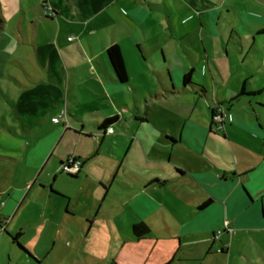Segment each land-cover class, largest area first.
<instances>
[{
  "label": "crops",
  "instance_id": "0c3cea01",
  "mask_svg": "<svg viewBox=\"0 0 264 264\" xmlns=\"http://www.w3.org/2000/svg\"><path fill=\"white\" fill-rule=\"evenodd\" d=\"M142 1L160 8L148 0H132L134 5L128 10L124 9V0L43 1L41 9L45 18L52 21L63 17L65 12H72L71 22L79 27L78 34L83 32L89 37L102 30L104 25L106 28L121 26L113 16L114 12L120 13L121 10L125 15V22L133 31L121 32L120 38L112 35L110 42L105 43L103 48L104 57L98 58L95 53L91 56V61H96L104 78H99L101 75L94 67L87 68L90 73L99 76L97 87L91 91L93 98L107 97L108 92L124 88L135 82L134 78L142 77L144 70L148 68L147 51L154 48L159 51L160 66L157 71H153L159 90L152 99H164L167 109L163 111V115H157L156 106L149 108L147 105L145 116L134 117L133 120L129 116L122 122L116 115L92 113L96 118L101 117L94 121V134L83 135L89 140L88 149L83 151L68 149L55 155L50 148L55 143L57 145L64 134L43 136L48 147L40 151L30 150L28 156L30 155L32 172L38 171L43 178L40 181V192L43 194L49 189L48 200L52 199V194L60 195L52 190V181L57 177L61 162L70 156L82 161L81 171L86 162L96 158L99 153L107 156L111 152L109 147L113 141L120 145L125 143L128 151L126 138L129 135L146 134L138 140L149 142L154 152L153 161L149 162L148 167L139 165L136 168L142 174L140 177L118 179L122 192L117 206L110 213L101 212V216L107 217V221L118 225V228L103 230L106 240L97 239L93 235L92 224L88 225L87 219L82 223L84 218L89 217L86 213L77 219L73 213H59L57 208L47 206L40 212L39 229L26 236L23 225H19V229L14 232L17 219L28 205L23 200L19 202L22 189H31V181L24 183L23 187H9L0 191L7 195L5 200L0 198V221L5 227L0 239L4 237L9 241L0 247V264H237L231 260L232 244L236 238L252 245L246 250L241 247L239 264H257V261L264 260V121L256 117L254 109V104L260 105L256 96L262 94L264 89L261 85L255 86L251 80L254 72L264 64V60L257 62L259 58L251 53L253 48L259 51V39H262L264 48V37H257L264 36L260 33L264 29V17L238 10L234 3L226 4L223 0L218 3L208 2L200 9L188 7L199 19L203 14L210 15L211 10L216 12V9L227 5L237 21H229V27H214L210 23L198 22L197 27H206L208 32L201 30L198 39L186 40L187 46L183 50L191 59V64L174 81L170 69L164 68L168 60L164 46L153 43L148 47L139 39L138 27L143 24L145 26L139 11ZM110 9L113 11L109 13ZM144 11L147 13L145 8ZM189 17L190 14L186 19ZM166 21L167 26L172 28L171 19ZM185 35L186 31L183 36ZM46 44L52 50L47 65L44 51ZM46 44H40V57L43 58V68L51 74L49 78L52 86L46 90L35 85L28 93L25 91L21 95L25 110H36V101L42 108L50 107L49 102L62 108L65 100L69 103L71 97L72 102L77 100L68 91H63V79L58 71L59 55L51 42ZM111 44L119 46L127 74L126 82L117 80L106 56L105 49ZM92 45L91 41V50L95 52ZM194 47L200 51L198 56L192 52ZM197 58L202 60L200 65L197 64ZM224 59L230 62L229 68L233 69V74L234 63L238 65L237 83L232 85V89L223 98L213 99V95L198 78L206 71L211 77L217 74L225 78L226 69L221 64ZM186 74H189L193 85L183 84ZM242 88L244 94L237 96ZM134 89H137V85ZM69 92L74 93L73 90ZM235 96L237 98L233 99ZM200 100L205 105L204 100L209 102L205 117L204 112L196 113L195 110L196 105L201 103ZM241 102L246 104L250 118L242 122L232 118L231 122L224 124L222 137L228 141L229 150L222 151L218 130L211 124V109L215 103L227 104L231 114L232 105ZM112 117L114 119L111 123L102 128L104 121ZM51 119L54 123L60 122L55 116ZM109 126L114 127L113 133L106 132ZM115 126L120 127L119 131ZM133 127L136 129L133 130ZM232 129L239 131L234 139L229 134ZM94 135L95 140L99 141L96 150L92 140ZM80 136L82 135L79 134L78 137ZM126 150H119L122 153L120 160H113L116 170L111 183L120 170L130 173L124 164ZM51 177L53 179L50 182ZM69 178L73 180L76 176ZM98 185L103 189L101 182ZM101 205L102 203L99 206ZM116 215L127 216L129 223L123 224ZM139 222L146 224L149 232L144 237L136 238L132 225ZM225 222H228L231 232L223 231L219 238L214 239V232L222 228ZM16 235L19 244L20 237L24 238V246L20 244L24 250L12 240Z\"/></svg>",
  "mask_w": 264,
  "mask_h": 264
},
{
  "label": "rangeland",
  "instance_id": "374dc122",
  "mask_svg": "<svg viewBox=\"0 0 264 264\" xmlns=\"http://www.w3.org/2000/svg\"><path fill=\"white\" fill-rule=\"evenodd\" d=\"M43 1L45 0H0V191H5L9 187H23L24 183L31 181V189L21 188L23 194L19 202L23 200L28 205L24 207L21 216L17 219L14 232L19 229V225H23L26 236L39 229L40 212L47 206L57 208L59 213L65 211L73 213L77 219H80L79 217L86 213L89 217L84 218L82 223L87 219L88 225L92 224L93 235L97 239L106 240L103 230L109 231L112 227L118 228V225L115 222L107 221V217H102L101 212L110 213L109 211L117 206V201L122 192V186L119 185L120 181L118 179H124L127 176L140 177L142 174H139L136 168L139 165L148 167L149 162L153 161L154 152L149 146V142L138 140L141 136L145 137L146 134L129 135V138H126V143L129 145L128 151L125 143L120 145L113 141L109 147L111 152L106 154L107 156L99 153L96 158L86 162L85 167L79 173L73 174V176H76L73 180L69 178L70 175L61 171L60 168L57 177L52 181V190L60 195L52 194V199L49 198L51 201L48 200L49 189L43 194L40 192V181L43 178L38 171L32 172L31 159L28 153L30 150L40 151L48 147L47 141L43 140V136L52 137L59 134H64V136L57 145L55 143L50 148L51 152L54 151L53 154L57 155L58 152L68 149L71 151L88 149L89 140L83 135L94 134L96 129L93 125L94 121L101 117L96 118L92 116V113L116 115L122 122L124 118L129 116L131 120L134 117L145 116L148 105L149 108L156 106L157 115H163V111L167 109V102L164 99L156 100L157 102L152 99V96L156 95L157 90H159L153 75V71H157L160 66L159 51L154 50V48L147 51L148 68L144 70L142 77L139 79L134 78L136 81L132 83L134 86L137 85V89H134V86L130 83L124 88H116L114 91L108 92L107 97L93 98L91 91L93 92V88L97 87L99 78H104L100 74L102 71L96 61H91V56L95 53L99 56L98 58L104 57L103 48L105 43L110 42L112 35L120 38L121 32L133 31L132 27H129L125 22V15L120 10V13L114 12L115 14H112L121 26L115 25L113 28L107 26L106 28L104 25V28L96 31L92 37L83 32L78 34L79 27L71 22L73 20L72 12H65L63 17L51 21L45 18V14L41 9ZM148 1L160 8L142 1V7L139 11L145 26L144 24L139 26L141 29L138 27L139 39L146 43L148 47L153 43L164 46L168 59L164 68L168 67L170 69L174 81H177L178 76L186 71L191 64V59L183 50L187 43L186 40L198 39L201 30L208 32L206 27L202 29L197 27L199 23H210L214 27H229V21H237L233 11L227 5L216 9V12L211 10L210 15L203 14L199 19L197 15L194 16V13H191L188 9L192 6L200 9L199 7L208 2L218 3L221 0ZM223 1H226V4L234 3L238 10L264 17V0ZM124 4V9L127 10L134 5L132 0H124ZM144 8L147 13H145ZM112 11L113 9H110L108 12ZM189 14L190 17L186 19ZM168 18L172 21V28L167 26L166 20ZM185 31L187 35L183 36ZM218 33L220 34L219 30ZM257 37L263 38L264 36ZM90 40L95 52L91 50ZM261 40L259 39L257 43L259 51H255V48H253L251 52L259 58L257 62L260 59L261 61L264 60L263 41ZM48 42L53 44L60 58L58 71H60L63 79L62 89L64 92L67 93L68 91V94L74 95L77 100L72 102V97H69L71 102L65 100L62 108L59 105L54 106L47 100L45 101L49 102L50 107L42 108L36 101V110H25L24 100H21V95L25 91L28 93V90L35 85H40L46 90L49 86H52L49 78L51 74L43 68V58L40 57V44ZM44 51L47 65L52 50L46 44ZM192 52L197 56L200 54L197 47H194ZM222 53L224 54L223 51ZM85 56L89 60H86ZM201 61L200 58H197L198 65L201 64ZM221 62L226 69L225 78H221L217 74L211 77L208 71L198 78L203 81L207 90L213 95V99L223 98L224 94L232 89V85L237 83L238 65L234 63L235 73L233 74V69L229 68L230 62L227 59L221 60ZM91 66L98 71L100 77L87 70ZM263 66L264 64L254 72L251 80L255 86L261 85L264 89ZM55 84L57 85V83ZM70 90H73L74 93L69 92ZM256 97L259 98L260 105L254 104L255 115L258 119L264 121V90L262 94ZM32 100L30 101L34 102ZM242 100L245 101L244 98ZM204 101L206 105L201 101L196 105L195 110L196 113L204 112L205 117L207 116V104L209 102ZM224 106L226 107L227 104ZM246 108V104L243 102L233 104L230 111L232 118L241 122L249 119L250 116ZM52 116L58 118L60 122L54 123L51 119ZM109 127H112V129L108 133H113L114 127ZM115 127L119 131L120 127ZM135 129L136 127H133V130ZM236 132L239 131L235 129L229 131L232 139L237 135ZM146 133L149 136V133ZM79 134L82 136L78 137ZM218 134L221 138L220 148L222 151L229 150L228 141L223 139L222 131L218 130ZM95 136L92 140L96 150L99 141L95 140ZM90 137L92 138V136ZM234 147L237 148V145H234ZM119 150L122 152L126 150L124 164L127 165L130 173L127 174L120 170L111 183L112 175L116 170V164L113 163V160H120L119 156L122 155ZM140 150H142L141 153ZM52 179L51 177L50 182ZM99 182L103 185V189L99 188ZM0 198L5 200L7 195L0 193ZM47 203L48 205H46ZM101 203L102 205L99 206ZM65 206L68 208H65ZM118 218L125 225L129 223L127 216L121 215ZM118 224L120 225V223ZM0 234H2L1 230ZM26 238L28 239V237ZM242 239L244 240L243 237ZM8 242L4 237L1 238L0 247L5 246ZM22 242H24V238L20 237V244L24 246ZM242 244L243 246H241ZM251 246L247 242L241 241L240 238H236L232 244L233 258L231 260L239 264L241 262L240 257H242L241 247L246 250ZM261 262L257 261V264H263L264 260Z\"/></svg>",
  "mask_w": 264,
  "mask_h": 264
},
{
  "label": "trees",
  "instance_id": "16d2710c",
  "mask_svg": "<svg viewBox=\"0 0 264 264\" xmlns=\"http://www.w3.org/2000/svg\"><path fill=\"white\" fill-rule=\"evenodd\" d=\"M260 33L264 34V29L260 31ZM106 56L108 58V61L116 75V78L119 82L123 83L126 82L127 80V74L124 66V62L122 59V55L119 49V46L117 44H111L105 49ZM183 84H190L193 85V83L190 81V76L189 74L184 75L183 77ZM244 94L243 88L240 90L237 96ZM237 96L233 97V99H236ZM214 112L213 108L211 109V124H213L212 121V113ZM114 119L112 118H107L104 123L101 125L103 128L106 124L111 123V121ZM63 162H61L62 164ZM73 176V175H70ZM132 232L133 235L136 238L144 237L145 235L148 234L149 228L146 224L143 222L135 223L132 225ZM12 240L16 243L18 247L24 250V248L17 242V235L12 237Z\"/></svg>",
  "mask_w": 264,
  "mask_h": 264
},
{
  "label": "built area",
  "instance_id": "2783aa9c",
  "mask_svg": "<svg viewBox=\"0 0 264 264\" xmlns=\"http://www.w3.org/2000/svg\"><path fill=\"white\" fill-rule=\"evenodd\" d=\"M213 110H214V112L212 113L213 125L217 130H222L226 122H231L232 116L228 112L227 107H225L223 104H220V103H215L213 105ZM56 120H59V119L56 118ZM111 129L112 127H108L106 129V132H110ZM81 165H82L81 160H79L78 158L74 156H70L65 161H63L60 168H61V171L66 172L68 175H73L80 171ZM1 204H3V202H1ZM4 229L5 227L4 225L1 224V221H0V230L3 231ZM223 231L231 232V228L228 225V222H225L222 228H219L214 232L213 238L214 239L219 238L220 234Z\"/></svg>",
  "mask_w": 264,
  "mask_h": 264
}]
</instances>
